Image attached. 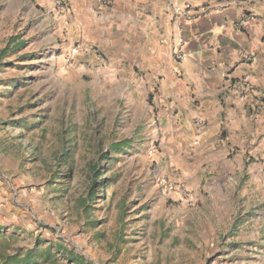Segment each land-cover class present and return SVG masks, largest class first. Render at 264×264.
Here are the masks:
<instances>
[{"label":"rangeland","instance_id":"obj_1","mask_svg":"<svg viewBox=\"0 0 264 264\" xmlns=\"http://www.w3.org/2000/svg\"><path fill=\"white\" fill-rule=\"evenodd\" d=\"M79 47L0 0V264H264L263 206L172 173L157 116L93 88Z\"/></svg>","mask_w":264,"mask_h":264},{"label":"crops","instance_id":"obj_2","mask_svg":"<svg viewBox=\"0 0 264 264\" xmlns=\"http://www.w3.org/2000/svg\"><path fill=\"white\" fill-rule=\"evenodd\" d=\"M19 2L85 49L78 67L104 75L93 88L109 86L123 114L157 116L172 173L204 170L203 188L227 184L264 208V0Z\"/></svg>","mask_w":264,"mask_h":264},{"label":"built area","instance_id":"obj_3","mask_svg":"<svg viewBox=\"0 0 264 264\" xmlns=\"http://www.w3.org/2000/svg\"><path fill=\"white\" fill-rule=\"evenodd\" d=\"M100 2L104 5H109L111 0H100ZM255 18L254 14L252 12H246L245 14H243L240 18H238L237 22H236V27H240L242 26L243 23L246 22H250ZM175 56L177 57V59H181L183 57V53L178 49L177 51H175ZM243 89L246 88V84L243 83Z\"/></svg>","mask_w":264,"mask_h":264}]
</instances>
